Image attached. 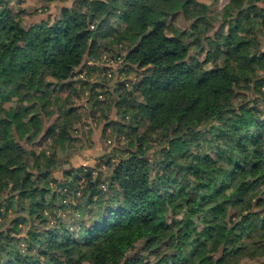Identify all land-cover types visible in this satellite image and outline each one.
I'll use <instances>...</instances> for the list:
<instances>
[{"label":"trees","instance_id":"16d2710c","mask_svg":"<svg viewBox=\"0 0 264 264\" xmlns=\"http://www.w3.org/2000/svg\"><path fill=\"white\" fill-rule=\"evenodd\" d=\"M40 1L0 0V264L264 257V0L216 13L203 0H73L56 13ZM107 50L135 72L116 81L128 140L55 178L56 153L21 140L58 133L68 147L78 108L54 87L89 86Z\"/></svg>","mask_w":264,"mask_h":264},{"label":"rangeland","instance_id":"374dc122","mask_svg":"<svg viewBox=\"0 0 264 264\" xmlns=\"http://www.w3.org/2000/svg\"><path fill=\"white\" fill-rule=\"evenodd\" d=\"M212 7V13H216L223 8L224 5L232 6L234 0H203ZM73 0H57L52 3L51 11L56 13L57 9L55 4L66 5L71 4ZM175 25L178 28H185L187 26L192 27L191 22L184 20L182 16H179ZM198 27L197 25L194 26ZM200 33V32H199ZM104 47V46H103ZM120 51L122 54H126L125 50L121 47ZM93 62H89V64ZM96 67L88 76H83L89 81V86L81 87L79 82H73L67 84L64 88L60 89V85H53L55 93L62 96L63 98L67 95H71L73 98V104L78 108L76 113L71 117L73 121V128L71 130V137L66 142V149H63L61 144L57 141L58 133L46 135L42 133L35 139L27 141L26 139L21 140V143L25 145L27 149H33L37 153L43 154V158L47 155L51 156L54 152L56 153L59 161H61L60 168L53 171L55 178L63 177V169L70 166H80L84 164L93 165L97 162L108 159L110 152L114 151L115 147H120L126 144L128 140L125 134H121L116 131L119 125L118 121H121L120 112L116 106L122 96L121 87L116 84V81L127 79L135 75L133 70H129L126 66L121 67L118 59L113 57V53L104 51L101 58L94 62ZM93 63V64H94ZM125 71H124V70ZM120 70V72H119ZM87 72V70H86ZM85 72V73H86ZM82 77V76H81ZM130 79V78H128ZM96 87V91L102 92L100 99L104 100L101 107H92L91 90L90 87ZM258 94V93H257ZM55 95V94H54ZM251 93L249 94V96ZM61 97V98H62ZM1 102V100H0ZM6 106H9V102H5ZM70 105H64V108H68ZM93 110H95L93 112ZM78 112V113H77ZM56 113V112H55ZM47 119L45 123V129L51 126L54 122H58L59 118L57 113ZM80 117V118H79ZM58 118V119H57ZM64 120L62 116L61 121ZM76 120H80L76 122ZM146 125L142 126L140 131L145 130ZM129 131V130H128ZM58 132V130H56ZM209 150L215 154V150L211 147ZM43 165V163H42ZM104 170H107L105 166ZM52 185H56L51 180ZM58 192V191H57ZM65 218L70 222L69 217L65 215ZM74 227L70 224L68 234L72 235ZM1 261V260H0ZM244 264H264V257L260 258H244ZM206 264H210L207 262Z\"/></svg>","mask_w":264,"mask_h":264},{"label":"crops","instance_id":"0c3cea01","mask_svg":"<svg viewBox=\"0 0 264 264\" xmlns=\"http://www.w3.org/2000/svg\"><path fill=\"white\" fill-rule=\"evenodd\" d=\"M19 4L23 6L37 7L42 5V2L40 0H11V5L13 6L14 9H16ZM50 5H52V3H50Z\"/></svg>","mask_w":264,"mask_h":264}]
</instances>
